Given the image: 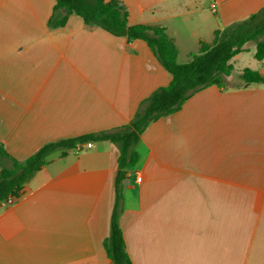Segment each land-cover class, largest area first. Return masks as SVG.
Segmentation results:
<instances>
[{"label": "crops", "instance_id": "0c3cea01", "mask_svg": "<svg viewBox=\"0 0 264 264\" xmlns=\"http://www.w3.org/2000/svg\"><path fill=\"white\" fill-rule=\"evenodd\" d=\"M119 1L131 26L166 29L179 63L264 8V0ZM55 5L0 0V142L20 161L48 142L129 123L172 81L143 40L128 43L75 14L49 27ZM247 52L256 62L245 69L264 75L249 44L231 61V88L196 93L141 136L120 219L132 264H264V84L238 78ZM117 159L109 141L50 155L12 203H0V264H112L104 240Z\"/></svg>", "mask_w": 264, "mask_h": 264}, {"label": "trees", "instance_id": "16d2710c", "mask_svg": "<svg viewBox=\"0 0 264 264\" xmlns=\"http://www.w3.org/2000/svg\"><path fill=\"white\" fill-rule=\"evenodd\" d=\"M72 14L81 17L87 26L124 37L128 43L145 41L161 66L172 76V81L144 98L133 119L125 125L48 142L23 161L13 157L0 142V203L6 202L30 182L53 153H66L88 143L109 141L117 146L118 170L104 249L112 264H132L120 219L125 209L124 181L129 179V170L139 161L137 146L141 136L151 123L181 110L196 93L210 86H217L220 90L231 88L228 81L234 72L231 61L244 52L247 45L256 46L257 60L264 58V8L244 21L215 31L213 43L202 42L198 53L192 54L185 63L178 62L177 48L164 27L131 26L129 11L119 0H56L49 27L66 25ZM238 78L244 85L264 84V75L250 69H244Z\"/></svg>", "mask_w": 264, "mask_h": 264}, {"label": "rangeland", "instance_id": "374dc122", "mask_svg": "<svg viewBox=\"0 0 264 264\" xmlns=\"http://www.w3.org/2000/svg\"><path fill=\"white\" fill-rule=\"evenodd\" d=\"M244 56L245 58H247V60L245 61V64L244 63H237L235 65V69L238 71V70H243L245 68H251V67H254L255 66V62L256 60L253 58V56L251 55V52H247V53H244ZM249 59V60H248ZM244 65V66H243ZM231 84H238V80L234 79V81L231 82Z\"/></svg>", "mask_w": 264, "mask_h": 264}, {"label": "built area", "instance_id": "2783aa9c", "mask_svg": "<svg viewBox=\"0 0 264 264\" xmlns=\"http://www.w3.org/2000/svg\"><path fill=\"white\" fill-rule=\"evenodd\" d=\"M90 146H91V143H88V144L83 145V146L80 147V148L82 149V148H87V147H90ZM7 202L12 203V202H13V201H12V198L10 197V198L7 200Z\"/></svg>", "mask_w": 264, "mask_h": 264}, {"label": "water", "instance_id": "95a60500", "mask_svg": "<svg viewBox=\"0 0 264 264\" xmlns=\"http://www.w3.org/2000/svg\"><path fill=\"white\" fill-rule=\"evenodd\" d=\"M129 183V179H126L125 181H124V191H125V189H126V187H127V184Z\"/></svg>", "mask_w": 264, "mask_h": 264}]
</instances>
